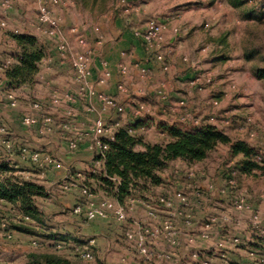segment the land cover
Masks as SVG:
<instances>
[{
	"label": "rangeland",
	"instance_id": "rangeland-1",
	"mask_svg": "<svg viewBox=\"0 0 264 264\" xmlns=\"http://www.w3.org/2000/svg\"><path fill=\"white\" fill-rule=\"evenodd\" d=\"M5 1L7 0H0V155L12 167V171L8 174L10 177L18 178L21 181H31L45 187L47 196L37 199L38 208L43 213V225L37 224L32 227L36 231V237L25 234V237L31 240H25L22 233L12 231L14 221L20 218L19 207L16 204L0 200V264H26L29 254L33 252L55 253L77 264H152L146 262L137 251L140 237L137 235L136 239L130 240L126 234L137 231L138 228L133 224V221L145 223L150 221L152 218L150 212L154 210L159 217L172 220L177 233L176 241L173 243L146 238L144 240L146 245L156 248L157 255H162L165 252L171 253L172 260H167L164 264H176V261H185L191 264H203L202 262L221 264V262L218 263L219 259L224 261L223 264H238L236 261L224 259L222 257L224 250L220 249L218 245L224 241V236L242 235L250 231V229L235 225L237 220L244 221L250 215V211L237 210V202L241 197L236 193L237 189L247 190L249 202L247 205L254 206L261 213L264 212V206L263 211L260 207L263 205L260 197L264 196V176L243 174L240 168L243 156L235 157L229 145H219L202 162L186 160L172 162L164 170V172L166 171L165 178L161 175L165 179L162 185L148 186V189H133L122 202L105 188H100V184L91 178L92 175H99L95 173V166L89 168L84 165L85 162L80 161L79 167H86L83 172L77 169L75 163L71 162L69 167L74 177L77 178L78 174L82 173L89 186L92 185V200L98 203L103 196H107L117 201L126 207L129 220L119 222L114 217H98L89 221L84 215L78 216L74 213L75 206L71 201L88 205L91 200L84 197L80 189H65L64 186L60 188L58 185L61 184L48 178V171L52 170L50 168L57 169L65 175L62 166H67V163L61 161L56 152H52L50 148H44V143L51 142L54 124L58 126L69 121L77 129L66 133L59 131L57 136L65 138L67 141L79 140L80 135L82 138L78 141L77 148L60 147V153L62 155L78 154V151L82 150V145L90 141V136L87 134L91 133L95 117L85 111L79 114L78 118L73 117L68 114V106L65 104L53 106L52 94L55 89L53 83L40 84V82H36L32 90L27 92L23 86H12L6 79V68L11 65L13 58L17 59V56L11 53H19L17 45H11L9 40L15 42L13 35H20L27 31V21L35 26L34 21H38V3L36 0H9L12 2V9L9 11L3 5ZM184 1L155 0L153 14L147 12L142 15L143 13H141L137 23L128 20L127 17L126 25L129 28L142 26L149 17L157 19L174 17L181 20L178 18L180 14L176 12V9L180 5L182 6ZM64 2L66 5L62 6L63 10L73 17L74 27H78V32L73 33L77 46L71 44L72 51L80 53L85 50L78 44L80 37H85L91 47L94 46L97 36L104 34V45L96 55L94 54L93 63H96L99 57L105 58V45L115 40L114 35L112 36L110 33L111 29H115L112 19L115 14L126 9L121 0H64ZM216 2V0H206L205 3H199L196 0L200 12L193 16H199L198 25L194 28L185 26L187 24L180 25L190 28V31L192 29L195 36H200L199 51L204 53L202 58L205 57L211 63L210 66L204 65L203 67V63L195 60L191 56L193 53L189 52L194 62L198 63L195 66L201 67L198 74H210L213 77L212 83L204 89V91H210V94L204 98L205 101L212 100L210 97L214 93L212 88L217 90L218 87H228L227 89L232 92V101L223 105V109L229 107V111L236 110L234 114L229 115L231 124L229 126L220 125L221 127L214 126L230 136L233 141L241 140L253 147L256 150L253 160L262 163L264 159V80L257 79L255 70L264 68V0H219L217 5ZM233 4H236L239 9H234L236 6ZM21 9H24V13H21ZM244 12L249 18L240 15ZM261 14L262 18L260 19L258 15ZM127 15L131 16V14ZM36 26L38 27V24ZM32 33L38 35L35 30ZM40 33L42 34L35 37H37L39 45L48 47L46 57L49 54L52 58L57 57V54H52L57 51L56 41L47 37L43 32ZM192 39L188 38V40ZM142 46L144 48V45ZM126 53L127 56L122 57L119 65L125 63V59L130 57V53ZM248 54L250 57H247ZM129 71L130 77V68ZM116 73L117 79L120 80L119 66ZM73 74L74 72H71L69 78ZM143 85L140 83L136 90L140 88L143 91L146 90ZM244 90L248 91L242 94ZM204 91L198 92V94ZM192 92L197 94L196 90H192ZM10 96L13 97L15 105H13ZM212 101H218L220 106L218 107L222 109L220 100L213 99ZM212 101L208 105L210 107L209 114H199L202 116L203 122H208L207 120L212 115L218 114V111L213 109L215 106L212 105ZM37 102L41 105L39 110L34 108ZM188 104L189 107L196 109L192 103L188 102ZM132 107L135 106H127V112L132 111ZM224 111L226 112V109ZM123 114V117L126 118L127 114ZM27 118L36 119L37 124L28 125ZM46 118L52 120L51 130H48L45 125ZM84 122L86 128H84ZM187 128L193 127L187 124ZM157 130L153 132L155 133ZM141 148L143 147L139 145L136 150L141 151ZM90 151H92L91 148ZM35 155H39L38 161L34 160ZM47 159L53 160V162L50 163ZM25 168H28L31 173L44 176L42 179L33 176L26 178L24 174H21V172H27L24 170ZM192 171L195 176L190 178L189 174ZM198 191L200 196L197 195ZM179 192L186 197L187 205H184L176 197ZM161 196L171 199L175 203L174 207L162 206L158 202V198ZM186 220H191L192 226L185 225ZM207 223L216 224L210 239L191 243L180 238L185 233L188 235L200 234ZM105 224L107 225L105 226ZM105 227L108 228L109 233L105 231ZM52 235H62L69 239H65V241L53 239ZM92 239L96 241L93 246L89 244ZM59 245H63L62 249L58 247ZM78 247L92 250L95 259L86 261L79 257L76 251ZM194 252L201 253L199 261L192 258ZM157 262H161L159 257L154 260V263Z\"/></svg>",
	"mask_w": 264,
	"mask_h": 264
},
{
	"label": "crops",
	"instance_id": "crops-1",
	"mask_svg": "<svg viewBox=\"0 0 264 264\" xmlns=\"http://www.w3.org/2000/svg\"><path fill=\"white\" fill-rule=\"evenodd\" d=\"M9 1V0H7ZM5 1V2H7ZM155 1V0H154ZM147 2L148 4L145 5V9H143V14H153L155 10V3ZM216 5L219 3V0H216ZM11 2V1H10ZM183 7L180 5L179 8H177L176 12H179L180 16L178 17L181 20H178L174 17H161L160 19L163 23L166 24V44H165V51L167 53V59L173 64V69L170 74H166L162 71L160 64L156 63L145 51V49L142 46V43L134 36V31L137 29H143L146 25V21L143 23L142 26L139 27H128L126 25V20H133L135 23L138 22V15H131L128 16L125 12L121 11L118 14H115L112 21L114 22V28L111 29L110 33L112 36L114 35L115 40L110 41L108 44L105 45V58L109 61L110 68L113 72V77L109 81L107 85H101L98 83V77L99 73L101 71V67L99 65V62L92 63L91 71L92 76L90 78V84L92 87H94L96 93H105L106 95H109L113 98H116L118 101L124 103L126 106V114L127 117H123L124 114H114L113 111H109L105 108L104 103H102L98 96H92L90 94L89 89H83L81 85L77 82L75 78V74L70 75L69 74L73 72L72 68L69 66L68 63L59 60L57 57H51V55H47V57L44 58V60L41 62L40 65V71L36 76V82L40 84H45L44 82H49L50 84L53 83L55 86L54 92H57L61 103L68 106V114L73 115V117L79 116V114H82V112H87L90 115H93L96 119L97 115L100 114L104 118L107 119L109 123H115L117 121H120L122 124L128 126L132 125L137 130L138 137L142 139L143 143L146 144H161L166 143L170 140L169 134L166 132L167 126H172L174 124L177 125H184L187 127V124H183L180 121L179 114L176 112H173L172 109L178 105V102L181 100H187L189 103H192L198 112L196 114L200 116V113H206L209 114L210 107L208 106L211 104V101L213 99L220 100V104L222 106L221 108H215L214 110L218 111L217 115L220 116H229L231 114H234L236 110H230L229 107H224L226 109V112L223 109V105L225 106V103H229L232 98V92L229 91V89L218 87L217 90L211 89L214 93L210 95L212 97V100L210 102L205 101V97L210 94L209 90L204 91L200 94H195L192 92L189 82L190 80L198 73V70H201V67L195 66L193 67L197 61L203 63V67L210 66L211 63H209L210 60L206 59L204 56V53L199 51V45H200V36H195V34L192 32L191 29L189 34L186 35H180L176 36L173 33L174 27H182L180 24H187L185 26L194 28L198 25L199 16H193L194 14H198L200 12L199 6L196 4V0H185L184 3H182ZM4 5V4H3ZM187 5V6H185ZM234 9H239V7L236 4H233ZM61 7V8H60ZM7 8V7H5ZM60 8V9H59ZM64 7L57 6L53 7L54 16L59 19L62 29L65 32V35L67 36L70 44L73 46H77V41L74 38L73 33L71 32V28L74 27L73 23V17L67 13V11L63 10ZM12 9V2L11 7L7 8V10ZM21 13H24V9L20 10ZM181 12V13H180ZM176 14V13H175ZM183 14V15H182ZM247 13H240L242 17L249 18L246 15ZM263 14V13H262ZM262 14L258 15L259 18H262ZM128 17V18H127ZM127 18V19H126ZM150 18V17H149ZM148 19V18H147ZM248 21V20H246ZM35 26L27 21L26 29L27 31L23 32V34H30L33 36H38L42 33V30L40 28V24L38 21H34ZM38 24V27L36 26ZM184 27V26H183ZM35 30L38 35L33 34L32 31ZM109 33V34H110ZM192 33V34H191ZM199 34V33H198ZM188 38H193L192 40H188ZM11 42V45H15L16 43L12 40H9ZM189 42V44H188ZM47 47V46H46ZM48 50V47H47ZM18 51V49H17ZM123 52L130 53V57L125 59V63L129 66L131 70V76L128 77L129 82L134 83V88L131 92L130 96H126L118 91L117 85L119 82V79H117V70L119 63L121 61L122 56L121 54ZM189 52H192L191 56L194 57V59L190 56ZM14 56H18V53L12 52ZM54 55L57 54V51H54L52 53ZM184 55H188L190 58L191 64H186L183 62L182 57ZM50 56V57H48ZM249 54L247 55V57ZM17 60V59H16ZM15 58L12 59V63H16ZM198 64V63H197ZM144 66L149 69V75L148 78H142L140 76V67ZM144 84V88L146 90H141L136 88L139 86V84ZM162 86L166 87L168 98L166 100H163L162 97L159 95L158 91L161 89ZM27 90V92L32 90L31 86H23ZM248 90L242 91V94L247 93ZM225 95H221V94ZM220 94V95H219ZM53 95V94H52ZM241 100V99H239ZM235 103L237 104V101L235 100ZM139 104H145L149 106L152 109V114L145 120H139L134 117V110L137 105ZM134 105L132 111L127 112V106ZM93 109V110H92ZM209 109V110H208ZM208 110V111H207ZM129 111V110H128ZM228 111V112H227ZM215 113V112H214ZM221 113V114H220ZM121 117V118H120ZM230 117V116H229ZM205 119V118H203ZM208 119V118H207ZM206 119V120H207ZM95 121V120H94ZM93 121V123H94ZM208 121V120H207ZM84 128H86V123L84 122ZM90 125V124H88ZM77 127V126H76ZM89 128V126H87ZM93 127V125H92ZM218 127V126H217ZM77 128L73 127L72 123H69V121L60 124L56 126V124L53 125V134L51 142L47 141V143H44V148L48 147L52 150V152H56L57 157L63 161L64 163H67V166H71L69 163H75L77 166V169L81 171H85L86 167H79L81 165L80 161L85 162V166H89V168L95 166V154L93 151H90L91 148V142L85 143L82 145V150L78 151V154L71 155V154H64L60 153V149L62 147H68L69 149V143L71 140H66L65 138H61L57 136V133L59 131H64L66 133L67 131L75 130ZM157 130V132H153L154 130ZM92 130V129H91ZM139 146V145H138ZM61 147V148H60ZM141 151H145V147L141 145ZM52 170L48 171V178L55 180V182L61 185H58V187L61 188V186L64 184L65 175L59 172L57 169L50 168ZM24 170H27V172H21V174H24L26 178H29V176H33L35 178L42 179L44 175L40 174H34L28 171V168H25ZM165 172L161 173L162 177L165 178ZM82 175V173H79ZM85 176V175H84ZM165 181V179H164ZM74 194H78L77 192H73ZM73 197V196H72ZM74 198V197H73ZM260 199L262 200V208L264 206V196H261ZM76 206L78 203L75 201H71ZM264 215V212L262 213ZM107 224H105L106 226ZM86 228V225H85ZM107 227H105V231H107ZM60 232V231H59ZM112 234V233H111ZM23 235V239L31 240L30 238H26L25 234ZM244 238L249 243L248 245H244L242 247H236L231 248L229 252V259L230 261H236L238 264H256L249 256V251L252 248L257 247L260 243V241L263 242L264 237H260L256 239L257 237L254 235V233L250 230L247 231L245 234H242ZM34 242V241H33ZM258 242V243H257ZM258 244V245H257ZM40 253V252H38ZM44 253V252H43ZM221 262V264L224 263V261H221L219 259L218 263ZM223 262V263H222ZM226 263V262H225Z\"/></svg>",
	"mask_w": 264,
	"mask_h": 264
},
{
	"label": "built area",
	"instance_id": "built-area-1",
	"mask_svg": "<svg viewBox=\"0 0 264 264\" xmlns=\"http://www.w3.org/2000/svg\"><path fill=\"white\" fill-rule=\"evenodd\" d=\"M38 3V22L41 25V30L43 34L51 39L56 41V49H57V58L61 61H64L69 64L72 68L75 78L77 82L81 85L83 89H89L90 94L92 96H98L99 100L104 103L105 108L109 111H113L114 114L120 115L126 112V106L124 103L118 101L116 98H113L105 93H96L94 87L90 84V78L92 76V63L94 54L100 50V48L104 45L105 35L99 34L94 42V46H89L88 40L85 37H80L78 39V44L81 45L85 50L80 53H74L72 51L71 44L65 35L64 30L62 29L61 23L58 18L54 16L53 7L57 6H65L66 3L64 0H36ZM199 3H205L206 0H197ZM148 0H121L123 7L126 9L123 11L126 14L138 15L143 12L145 5ZM4 6L9 8L11 7V2L7 1L4 3ZM166 29L167 26L165 23L158 20L156 17H150L146 21V25L143 29H137L134 31V36L144 45V48L148 55L158 64L162 71L166 74H170L173 69V64L167 59V53L165 51L166 44ZM72 33L78 32V27L71 28ZM190 32V28L188 27H174L173 33L176 36L186 35ZM122 57H126L127 53L123 52ZM182 60L186 64H191L190 57L188 55H184ZM99 65L101 67V71L98 77V83L101 85H107L109 81L113 77V72L109 68V62L104 57L98 58ZM195 67V65L193 66ZM140 76L142 78H148L149 69L147 67H140ZM119 72L121 75V79L118 82L117 89L119 92L126 96L131 95V91L134 87L133 82L128 81L129 77V66L125 63H121L119 65ZM213 77L208 74L197 73L189 82V86L191 90H196L197 92L204 91V89L212 83ZM159 95L163 100L168 98V93L165 86H162L158 91ZM13 100V97L10 96ZM61 99L57 92H54L52 95V104L53 106L59 105ZM13 105H15V101L13 100ZM212 105L215 107L219 106L218 101H212ZM34 108L39 110L41 109V105L37 102L34 105ZM93 110V109H92ZM173 112L179 114L180 121L183 124H188L193 128H201L207 124L216 125L218 127L221 126H229L231 124V120L229 116H220L217 114L212 115L208 122H203L201 118L196 114L195 110L192 107H189L187 100H181L178 102V105L172 109ZM152 114V109L145 105L139 104L136 106L134 110V117L139 120H145ZM26 123L28 125L37 124L36 119L27 118ZM52 120L50 118L45 119V125L48 127V130H51ZM218 124V125H217ZM221 125V126H220ZM53 127V126H52ZM126 129L128 133L134 137H138L137 130L132 125H124L120 121L115 123H109L106 118L102 115L98 114L91 133L87 134L90 136L91 149L94 152L95 156V173L103 174L104 173V162L106 160V152L109 149L110 143L116 140V133L119 129ZM78 135H80L78 133ZM81 140L82 135L79 136ZM139 138V137H138ZM70 141L69 146L72 149L77 148L78 141ZM35 161L39 160V155H35ZM50 163L53 160L47 159ZM61 167V166H59ZM65 172V180L62 186L65 189H80L81 194L84 197H88L91 201L88 205L77 204L74 208V213L78 216L84 215L87 220L91 221L98 217L101 218H109L114 217L119 222L128 221V215L126 211V207L119 204L117 201L108 198L107 196H103L98 203H95L92 200V192L91 187L89 186L84 175L78 174L77 178L74 177L69 166H62ZM195 173L192 171L189 174L190 178H193ZM118 184L121 183L119 178H113ZM154 189V188H152ZM236 193L238 196H241L239 202H237V210L239 211H250V215L246 220H237L235 225L237 227H244L245 229H250L254 235L257 237H264V215L260 210L255 208L252 205H247L248 195L247 190L245 189H237ZM197 195L200 196V192H197ZM176 197L184 204L187 205V199L183 195V193L179 192L176 194ZM158 202L165 207L172 208L174 204L171 199L167 196H161L158 198ZM154 210V209H153ZM150 215L152 218L147 223L143 221H133V224L138 228L137 231H133L127 233L126 236L128 239H136L137 235L140 237V242H138L137 251L144 258L146 262L154 263L155 258L159 257L161 262L166 263L167 260H172L171 253H162V255H157L156 248H151L145 244V238L151 239L153 241H163L166 243H173L176 241L177 233L175 232V223L172 220L161 218L157 214L156 210L151 211ZM21 217V216H20ZM185 225L192 226L191 220H186ZM216 224L207 223L205 225L204 230L201 231L198 235H188L180 234V238L185 241H189L191 243L196 242L197 240H208L213 234L212 230ZM4 226V225H3ZM141 231V232H139ZM139 232V233H138ZM138 233V234H137ZM224 241L219 243V248L223 249L224 252L222 257L224 259H229V252L231 248L242 247L244 245H248L249 243L244 238V236L240 234H231L230 236H224ZM95 239L89 241V244L92 246L95 244ZM157 243V242H156ZM258 243V242H257ZM259 244V245H258ZM257 247L252 248L249 251V256L256 264H264V240L260 241ZM228 245V246H227ZM62 249L63 245L58 246ZM77 255L86 261H93L95 259L94 252L92 250H84L81 247L76 249ZM173 256V255H172ZM201 253L194 252L192 254V258L199 261L201 258ZM181 259V258H178ZM203 264H209V262H202ZM176 264H191L187 262L176 261Z\"/></svg>",
	"mask_w": 264,
	"mask_h": 264
},
{
	"label": "trees",
	"instance_id": "trees-1",
	"mask_svg": "<svg viewBox=\"0 0 264 264\" xmlns=\"http://www.w3.org/2000/svg\"><path fill=\"white\" fill-rule=\"evenodd\" d=\"M13 39L19 53L16 63L6 68L5 77L12 86L33 87L41 62L46 57L47 47L39 45L37 37L30 34L13 35ZM255 76L257 79L264 80V68H257ZM166 132L170 136L168 142L146 144L141 138L130 135L126 129H119L116 133V140L110 143L106 152L104 173L92 175L91 178L100 184V188H105L122 202L133 189H148V186L162 185L164 179L161 173L172 162L176 160L202 162L219 145H229L235 157L243 156V162L240 164L243 174L264 176V159L262 163L253 160L256 150L244 141H233L230 136L214 125L187 128L174 124L167 126ZM138 145L144 146L145 151H137ZM11 171L10 163L0 155V200L19 207L21 217L14 221L12 231L36 237V231L32 227L37 224L43 225V213L38 208L37 199L47 196L46 189L37 183L10 177L8 174ZM116 177L121 180L118 185L112 180ZM8 231L11 232L9 229ZM52 238L63 241L69 239L62 235H52ZM26 264L77 263L55 253L33 252L29 254Z\"/></svg>",
	"mask_w": 264,
	"mask_h": 264
}]
</instances>
